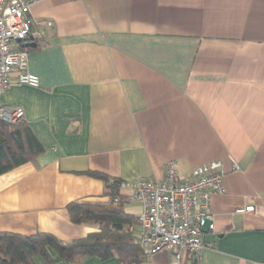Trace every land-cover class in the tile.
<instances>
[{
  "label": "crops",
  "instance_id": "1",
  "mask_svg": "<svg viewBox=\"0 0 264 264\" xmlns=\"http://www.w3.org/2000/svg\"><path fill=\"white\" fill-rule=\"evenodd\" d=\"M30 16L23 45L34 44L39 85L13 73L0 107L23 110L43 153L0 175V232L69 243L99 231L71 223L70 203L107 204L112 190L137 217L141 204L116 183L162 181L172 161L184 176L219 162L225 193L210 199L201 264H264V0H40ZM179 264L194 261L182 253Z\"/></svg>",
  "mask_w": 264,
  "mask_h": 264
},
{
  "label": "built area",
  "instance_id": "2",
  "mask_svg": "<svg viewBox=\"0 0 264 264\" xmlns=\"http://www.w3.org/2000/svg\"><path fill=\"white\" fill-rule=\"evenodd\" d=\"M39 1L0 0V94L9 87L13 73L17 84L34 88L39 85L37 76L28 71V50L21 48L31 34V8ZM23 115L21 108L0 107L3 122H18ZM230 171H239L234 161ZM224 176L219 162L195 167L184 176L177 173L172 161L166 164L162 181L142 179L133 185L116 183L130 188L129 199L141 204L136 220L137 240L143 254L148 257L169 251L174 257L170 264H179L182 253H188L194 264H201L202 250L209 246L203 237L214 228L210 199L225 193ZM112 200L118 201L117 197ZM236 212L256 213V209L251 205Z\"/></svg>",
  "mask_w": 264,
  "mask_h": 264
},
{
  "label": "trees",
  "instance_id": "3",
  "mask_svg": "<svg viewBox=\"0 0 264 264\" xmlns=\"http://www.w3.org/2000/svg\"><path fill=\"white\" fill-rule=\"evenodd\" d=\"M36 43L35 47L42 46ZM29 50L28 47L21 46ZM43 153V147L23 119L6 123L0 120V175L34 160ZM84 174L107 183L106 176L96 172ZM107 204L73 202L67 206L70 222L76 225H97L99 231L84 238L65 243L47 233L21 236L0 232V264H55L63 261L78 264L89 257L100 260L116 258L120 264H141L146 256L135 234L136 217L122 209L123 196L109 190ZM117 197V202L113 198ZM132 227L133 230H129ZM52 253L54 256H52Z\"/></svg>",
  "mask_w": 264,
  "mask_h": 264
},
{
  "label": "water",
  "instance_id": "4",
  "mask_svg": "<svg viewBox=\"0 0 264 264\" xmlns=\"http://www.w3.org/2000/svg\"><path fill=\"white\" fill-rule=\"evenodd\" d=\"M28 39H30V40H31V38H30V37H28V38H27V40H28ZM33 45H34V44H30V45L28 44L27 46H31V47H32Z\"/></svg>",
  "mask_w": 264,
  "mask_h": 264
}]
</instances>
